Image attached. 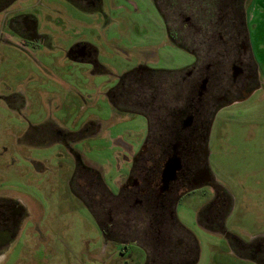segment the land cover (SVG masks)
<instances>
[{"label": "rangeland", "instance_id": "obj_1", "mask_svg": "<svg viewBox=\"0 0 264 264\" xmlns=\"http://www.w3.org/2000/svg\"><path fill=\"white\" fill-rule=\"evenodd\" d=\"M95 1L96 7L77 10L65 0H26L21 5L38 15L40 30L46 16L50 40L23 50L0 45V150L6 147L0 155V193L18 196L30 210L0 264H145L146 253L147 264L157 259L139 242L113 234L104 238L68 183L77 162L95 171L111 193L119 191L130 167L123 144L135 152L148 122L143 115L116 110L109 91L140 63L181 73L194 56L170 43L152 0ZM242 8L262 84L243 102L214 114L208 140L213 185L192 189L175 206L178 222L197 241L196 255H181V243L190 238L176 234L183 239L174 240L178 244L171 247L169 264H185V259L191 264H258L233 254L236 248L229 244L232 238L248 242L264 236V0L246 1ZM164 14L171 28V15ZM75 43H82L94 61L66 57L65 49ZM6 98L14 102L13 109ZM26 132L37 139L24 141ZM44 134L46 140L38 143ZM216 190L229 199L221 234L196 223V212ZM98 200L107 205L104 196ZM132 214V224L122 233L137 230L133 223L139 220Z\"/></svg>", "mask_w": 264, "mask_h": 264}, {"label": "flooded vegetation", "instance_id": "obj_2", "mask_svg": "<svg viewBox=\"0 0 264 264\" xmlns=\"http://www.w3.org/2000/svg\"><path fill=\"white\" fill-rule=\"evenodd\" d=\"M24 1L0 0V45L23 50V46L33 47L50 40L46 16L40 30L38 15L30 7L21 5ZM65 1L77 10L97 6L95 0ZM246 1L249 0H158L162 2L161 9L171 15L172 36L178 43L185 41L194 62L180 73L186 91L177 85L170 97L156 98L155 106L146 105L148 115L143 116L147 120L149 116L150 127L135 152L123 144L129 153L130 167L120 180L116 194L106 188L95 171L81 168V163L76 162L68 183L70 190L94 215L104 238L105 234H113L118 239L139 242L141 247L149 248L155 246L153 238L158 236L162 238L157 245L160 247H176L178 243L173 242L177 238L180 242L181 237L176 235L178 228L175 229L177 202L196 187L213 185L208 140L214 114L233 103L243 102L262 84L257 78L256 60L243 22L242 7ZM65 56L73 61H94L82 43L68 46ZM150 69L153 68L140 63L124 74L146 78ZM116 92L114 97L120 102ZM6 99V104L13 109L12 97ZM45 136L38 143L44 142ZM23 139L30 142L37 138L26 132ZM17 141L22 140L17 138ZM4 152L6 147H2L0 155ZM99 194L107 199V205L99 202ZM228 201L222 190H216L196 212L198 226L210 233H224L223 217ZM98 203L101 205L97 207ZM131 214L139 220L133 223L138 228L135 232L122 233L121 230L132 224ZM29 217L30 210L22 199L11 193H0V256L8 253L23 221ZM114 239L109 241L116 242ZM229 244L236 248L232 252L236 256L264 264V236L252 237L248 242L232 238ZM174 253L179 256L178 252ZM156 258L152 264L172 263L169 258Z\"/></svg>", "mask_w": 264, "mask_h": 264}, {"label": "trees", "instance_id": "obj_3", "mask_svg": "<svg viewBox=\"0 0 264 264\" xmlns=\"http://www.w3.org/2000/svg\"><path fill=\"white\" fill-rule=\"evenodd\" d=\"M155 6L160 11L162 16L164 17V23L166 27V33L170 40V42L178 47H181L183 49L187 50L185 41L183 42H176V39L172 36V29L168 25V21L165 19V14H163L164 10L161 9L160 3L158 0H153ZM163 11V12H162ZM177 85H181V88L186 91L187 86L183 83L181 79V74L179 71H168V70H162V69H150L148 72V75L146 78L143 77H134L133 74H123L120 77V81L118 82V85L109 91L108 98L111 103V105L118 111L121 112H127L129 114H140V115H148V111L145 108L147 106H155L156 105V98H162L165 99L167 97H170L176 90ZM117 89V92L116 90ZM180 89V87H179ZM114 92L119 96V101H116L117 99L114 97ZM182 93L181 95H183ZM180 95V94H179ZM149 120V121H148ZM148 126L150 127V118L148 116ZM178 233L182 234L184 237L190 238L189 242L182 243L181 249L183 250L181 255L187 253L183 257H187L190 253H195V248H197V241L192 235V233L187 230L182 224L177 222ZM181 235V238H182ZM155 239V246L152 247V249L156 252V256L160 258L168 259V256H172L170 254L171 246H157L160 243L161 239L160 236ZM183 239V238H182ZM186 240V239H185ZM194 241V246H192L191 241ZM193 248V250H192ZM187 251V252H186ZM155 256V257H156ZM170 259V258H169ZM188 260V259H187ZM186 261V259H185ZM148 262V261H147ZM146 262V264H147ZM152 262V259L150 261V264ZM192 261L184 262L185 264H191Z\"/></svg>", "mask_w": 264, "mask_h": 264}]
</instances>
